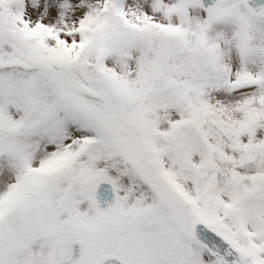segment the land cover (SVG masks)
Here are the masks:
<instances>
[{"label": "snow or ice", "instance_id": "1", "mask_svg": "<svg viewBox=\"0 0 264 264\" xmlns=\"http://www.w3.org/2000/svg\"><path fill=\"white\" fill-rule=\"evenodd\" d=\"M0 264H264V0H0Z\"/></svg>", "mask_w": 264, "mask_h": 264}]
</instances>
